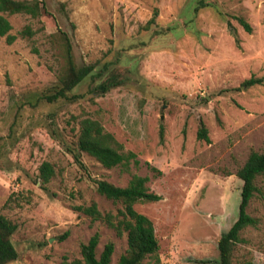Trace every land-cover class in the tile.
Wrapping results in <instances>:
<instances>
[{"label": "rangeland", "instance_id": "374dc122", "mask_svg": "<svg viewBox=\"0 0 264 264\" xmlns=\"http://www.w3.org/2000/svg\"><path fill=\"white\" fill-rule=\"evenodd\" d=\"M43 1L39 18L8 17L12 44L0 37V215L17 226L18 252L8 264L80 259L95 233L97 255L111 242L117 264L127 234L76 208L94 203L116 215L123 206L98 194L95 182L126 187L134 175L161 198L134 206L153 223L160 264H218V241L238 218L236 174L251 152L264 153V0ZM26 26L32 37L20 36ZM64 34L75 64L102 73L50 102L65 64ZM112 75L119 84L98 94ZM250 79L261 82L247 86ZM86 118L135 158L107 169L79 153ZM200 122L209 143L197 139ZM43 162L54 170L45 188ZM256 186L246 211L257 223L240 232L233 264H264L263 176Z\"/></svg>", "mask_w": 264, "mask_h": 264}, {"label": "trees", "instance_id": "16d2710c", "mask_svg": "<svg viewBox=\"0 0 264 264\" xmlns=\"http://www.w3.org/2000/svg\"><path fill=\"white\" fill-rule=\"evenodd\" d=\"M47 14L46 4L43 0H0V37H4L7 44H12L17 36L10 33L11 23L8 19L14 15H27L30 18H39ZM157 13L154 14L148 25L154 24ZM239 24L247 33L252 28L243 18H236ZM34 31L26 26L20 32L22 37H32ZM64 61L61 72L58 75L59 87L54 94L46 99L55 102L59 99H69V93L73 91L89 76H99L102 73L96 72V65L77 66L73 60L72 49L69 38L64 34ZM238 40L236 39V42ZM260 80L250 79L245 82L247 86L260 83ZM119 84L115 76H110L95 87L98 94H105ZM164 130L160 128V137L163 139ZM197 139L210 142L208 130L203 122H200L197 131ZM76 148L79 153H85L94 158L104 168L112 169L135 158L133 153L124 154L114 137L105 132L103 126L97 120L86 118L79 123V133L76 141ZM54 175V170L49 162H43L39 168L38 180L42 187L48 184ZM237 177L243 182L240 194L238 218L227 232L222 234L218 241L219 259L218 264H233V250L241 241L240 232L249 226H255L257 221L251 217L246 209L250 200L258 191L256 180L264 177V153L251 152L245 164L238 170ZM146 177L132 176L126 187H117L104 180L95 182L96 191L101 196L115 204L123 206L116 215L111 213L102 214L96 204L80 206L76 209L92 221H102L110 229L114 230L117 236L127 234L126 252L119 258L117 264H142L144 260H153V264H160L157 257L159 249L158 240L152 221L137 212L134 206L138 203H153L161 198L150 192L146 186ZM17 226L3 215H0V264H8L18 259V252L12 242V236ZM66 237V235L64 236ZM63 237V238H64ZM99 243V234L95 233L89 241L81 245V258L69 261L64 258L61 264H110L114 251V244L107 243L102 252L97 255L96 248ZM202 263H210L203 261ZM241 264H255L252 261H245Z\"/></svg>", "mask_w": 264, "mask_h": 264}]
</instances>
